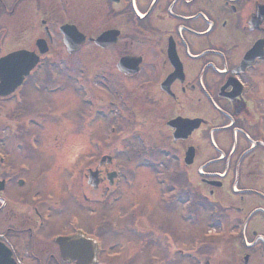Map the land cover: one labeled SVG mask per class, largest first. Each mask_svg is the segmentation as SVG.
I'll use <instances>...</instances> for the list:
<instances>
[{
    "label": "flooded vegetation",
    "instance_id": "obj_1",
    "mask_svg": "<svg viewBox=\"0 0 264 264\" xmlns=\"http://www.w3.org/2000/svg\"><path fill=\"white\" fill-rule=\"evenodd\" d=\"M16 51L34 65L0 95V264H126L115 239L146 232L106 209L127 171L161 167L189 264H264V0H0V58ZM63 137L69 195L45 147Z\"/></svg>",
    "mask_w": 264,
    "mask_h": 264
},
{
    "label": "rangeland",
    "instance_id": "obj_2",
    "mask_svg": "<svg viewBox=\"0 0 264 264\" xmlns=\"http://www.w3.org/2000/svg\"><path fill=\"white\" fill-rule=\"evenodd\" d=\"M62 82L66 83V81L64 80ZM64 92H66L67 95L62 92V95L60 93L58 99H62L63 101H65L66 98L69 99L72 97L68 90ZM76 103L79 105L77 100ZM49 141L50 143L47 142V144H45V147L55 146L57 147V149L52 152L53 157L49 156V153L51 151L46 150V156H49V158L51 159L50 166L52 168H56V173L62 179V195H69L70 179L72 173L75 171L68 169L70 167V163L72 162V156H70V154L64 153L63 147L72 146V144L69 143V139L66 137H63L62 139L53 138ZM79 142L80 140H78L76 146H79ZM159 158L160 157L158 156V159ZM161 161L163 162L165 161V159L161 158ZM175 170H177L178 172L181 171L180 166L175 167ZM161 172H163L162 167L158 168L155 171H152L148 168H142L138 171H134V174L132 171H127V180L130 182L127 184V187H125L124 206L123 203H120L119 206L122 207L120 208L121 210L115 207H107L106 209L107 214L112 218L115 216V211L122 212V215L120 214V216L126 215V226L127 223H133V219L135 218L134 222H136L138 226L143 227L142 230L146 232V235L143 234L142 238L140 239H137L135 236L130 235L128 231L125 232V238L118 236L115 239V243L117 245H123L122 247H124V254L122 256L127 260L126 264H150L149 255L151 254L153 255L151 259H155V262H152V264H189L186 254H180V251H182L184 249L183 247H185L183 243L187 242L184 241L186 236L185 233H183L185 224L182 223V221L179 219V214H181L183 208L180 204H176L177 206H174L173 209L167 210L165 203H162V201L164 202L165 200H167L168 196H171V194L168 190L165 176L162 178V182H160L159 180ZM78 181L79 183H76V192L81 193L84 190L83 185L85 181L84 179H82L81 175ZM65 185L66 187H64ZM163 185H166L167 187ZM135 202L141 203V209H138V211H136L137 214L135 216H127L130 213L131 207L135 204ZM150 207L153 208L152 217L149 216ZM65 211L68 214H74L77 213L79 209L76 205H72L70 203L69 205H67ZM191 223L192 222L186 224L191 228L189 239L197 233V230L192 226ZM53 226L56 229L60 227L62 228V220L57 217L53 218ZM126 226L125 230H127L126 228H128ZM150 227L156 230V245L153 247H151L150 245H143L145 243H149ZM162 229L164 231H172L174 240L173 246L171 245L170 249H165L166 240L162 235L158 234ZM145 236L147 237V240H145ZM195 237H197V235ZM129 238H131L132 240ZM184 253H187V251H184Z\"/></svg>",
    "mask_w": 264,
    "mask_h": 264
},
{
    "label": "water",
    "instance_id": "obj_3",
    "mask_svg": "<svg viewBox=\"0 0 264 264\" xmlns=\"http://www.w3.org/2000/svg\"><path fill=\"white\" fill-rule=\"evenodd\" d=\"M65 39L67 40L68 43H70V35H69V32H67V36H66ZM11 56H13V55H10V56L6 57L5 59L1 60L0 63H5V62H7L6 59H7V58H10ZM7 60H8V59H7ZM0 67H1V65H0ZM27 69H28V68H27ZM27 69H25V71H23V72H20V71H19V72L16 74V77H15L16 80H14V81H9L8 78L6 77V76H7L6 74H5V77H4V78H2V77L0 76V81L2 82V83H0V86L6 85V84L9 85L10 82H13V85L16 84V83L21 79L23 73L27 71ZM6 88L9 89V90L11 91L10 88H8V87H6ZM7 92H8V90H6V89L3 88V93H7Z\"/></svg>",
    "mask_w": 264,
    "mask_h": 264
}]
</instances>
